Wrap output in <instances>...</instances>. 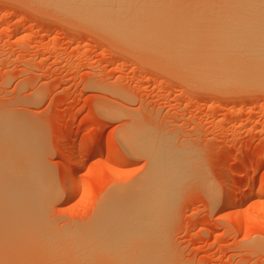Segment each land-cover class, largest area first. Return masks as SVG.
I'll return each instance as SVG.
<instances>
[{
    "label": "rangeland",
    "instance_id": "1",
    "mask_svg": "<svg viewBox=\"0 0 264 264\" xmlns=\"http://www.w3.org/2000/svg\"><path fill=\"white\" fill-rule=\"evenodd\" d=\"M183 1L177 5L187 0ZM36 2L0 0V124L8 126L5 138L13 143L20 126L27 151L19 158L14 145L7 149L14 152H5L7 138L1 143L0 159L8 154V159L14 155L17 161L0 160V195L4 196H0V212L3 207L12 208L5 211L8 218L0 216V223L5 220L7 224L16 213L14 223L30 211L32 223H25L24 217L23 224L35 228L34 234L40 230L42 240L48 233V240L59 237L63 241L87 231L99 219L100 206L111 204L112 198L123 200L145 175L146 152L131 149L152 138L145 148L159 145L167 157L181 155L187 164L179 170L169 208L154 230L164 264H264V85L202 79L190 70L195 62L186 65L191 60L167 62L149 50L129 47L125 39H116L121 38L119 34L112 38L105 27L98 25L97 30L89 20L79 21L77 15L73 18L69 12L59 13ZM96 144L101 147L92 154L85 149ZM83 157L85 163L75 166V160ZM21 159L23 178L28 180L29 172V176L33 171L38 174L29 178L28 187L33 182L29 189L19 166H14ZM67 167L73 168L72 178L64 187ZM12 183L15 187L23 183L20 194ZM230 190L244 195L225 204ZM11 198L17 199L13 201L17 207ZM16 223L14 232L28 229H19ZM4 224L0 228L11 225ZM10 228H6L9 233ZM17 231L12 232L11 241L10 234L3 233H8L5 242L13 251L8 254L5 247L3 255L0 249L1 264H19L20 260V264H70L77 255L62 247L44 253L40 241L32 240L31 247L27 241L32 238L25 241V232L19 235ZM37 244L40 249H33Z\"/></svg>",
    "mask_w": 264,
    "mask_h": 264
},
{
    "label": "bare ground",
    "instance_id": "2",
    "mask_svg": "<svg viewBox=\"0 0 264 264\" xmlns=\"http://www.w3.org/2000/svg\"><path fill=\"white\" fill-rule=\"evenodd\" d=\"M38 1L39 3L41 2L40 4L42 5H47L51 9L53 8V10L56 9V12H58L59 10H61V12L59 11V13L69 12L73 14V18L77 15L78 17H80H77L79 21L82 20L84 22L83 19H85L88 22L89 20L91 21V23L89 24H91V26L93 27H96L97 30H100L99 27L101 26L102 29L105 27L106 30L108 29V32L113 35L112 38H114V35L116 36L117 34H119V37L121 38H115L118 40L121 39L122 42L125 39V41L129 44V47L133 46L135 48L149 50L150 52H154L153 54L163 58L167 62H174V64H176L175 61H178V63L180 62V64L184 62V64H186L188 63V60H191V62L189 61L191 65H189L190 63L186 65L193 66V63L195 62V68L192 67L190 68V70L194 72V75H198L202 79H210L214 83L226 82L230 84H238L247 82L249 84L259 85L260 87L264 85V0H195L196 2L193 4L192 2H194V0H187L181 6L180 3H178L179 5H177V2H180V0H173L174 2L172 0H37V2ZM189 1L191 2V4ZM181 2L184 1L181 0ZM186 3H188V5ZM65 14L67 15L68 13H64L65 17L69 16H66ZM71 17L72 16H70V18ZM94 23L97 24V26H94ZM109 30L113 31L114 34ZM10 121L13 122L12 120H9L8 123H10ZM6 128H8V126L5 123L0 124V132H3L4 134L3 136L0 135V139H2V142L0 141V147L2 144L4 145V138L5 136H7V134L5 135L4 133V129ZM12 128H14V125H12ZM17 128L18 133L16 136H14L16 137L15 139H13L14 143L9 140L10 138L8 139L6 137L7 139H5L7 142V146L3 147L2 145V147L5 148L4 150L5 152H7V149H13L11 145H14L17 149H13L16 153H14L15 156L22 158L25 157L24 154L27 152L25 147L26 136H24V133L21 131L20 126ZM146 132L149 133L148 131H145L143 132V134ZM7 133H9V131ZM151 137L153 136H149L148 138ZM149 140H152V138ZM8 141L10 144L8 143ZM148 141L144 140L143 144H137L139 146H134L135 148L132 147L131 149L132 151L133 149H135L134 152L140 151L144 154L146 152L145 155L148 158V166L146 173H144L145 175L143 174V177L134 182V185H132L133 187L131 186L132 188H130L129 190L130 194L126 193V196H123V200L115 201V199L112 198L113 202H111V204H108L104 207L100 206L98 212L99 219L95 221L91 226H89L87 231H84L82 233L76 232L73 234V236L71 235L72 237L65 236L66 238H64L63 241L59 240V237H55V239L54 237L51 238V240L54 239L58 242L48 240V237L50 236V234L48 233L49 236L45 235L47 236V238H45L46 240H42V238L39 237H42L43 235H38V232L40 230L36 232L37 234H34L33 230L35 228L32 230V228L28 227V225L32 223V219H30V216L28 218V213H30V211H28L26 216L27 219L24 214L25 218L23 216H20V218L22 219H17L22 220L23 222H17V220L14 222L18 223H16L15 227L18 226L17 228L19 229H21V227L28 229H22L21 231L18 229V232L15 228V232L17 231L16 234L19 233V235H23L21 234V232L24 231L25 234L23 236L27 237V239L26 237L24 238L26 239L25 241L32 238L30 241H27L30 242L31 247L33 244L31 243L32 240L37 239L36 243L38 241H45V243L38 242L43 249L39 248V244H37V246H33V249L37 250L36 248L38 247L40 250H43L42 252H44L45 250V252L51 253L57 247H62L63 251H65L66 249H71L72 252H76L77 255H74L72 257L70 264H164L160 251V241L156 240L154 230L157 226L158 221L162 218L166 210L169 208V203L167 202L172 198L177 178L181 174L182 169L184 170L186 168L187 164L186 160L182 159L181 155L174 154L167 157L164 148H160L159 145L153 147L149 144V147L152 146L151 148H154L153 150L149 147L145 148L146 146L144 147V145H148ZM85 147V149H90L92 154L101 146L99 144H96V146L87 145ZM10 152L7 153L10 154ZM8 154L5 155V157L3 155L2 157L4 159L7 157V159L5 160L7 161V163L9 162V160H11L12 158L14 159L15 157L11 154V158L8 159ZM2 158L0 160H2ZM14 160L17 161L16 158ZM14 160L11 161V163H14ZM85 161L86 158L83 157L79 161L75 160L76 163L74 162V165L77 167L81 166L85 163ZM172 162H174L177 167L172 166ZM17 164H14V166L16 168H18L19 166L17 170H21H19V175H21L22 159L19 165ZM75 166H73V168H75ZM73 168L67 167L64 171L62 177L64 187H67L70 184ZM10 170L12 171L11 168ZM29 173L27 174V178H31V176L34 178L36 177V175L38 176V174H32H35L36 171L31 172V176H29ZM3 174H6L5 171ZM250 176L253 175H249V177ZM7 177H9V175H7ZM14 177L15 176H13V178ZM29 178L28 180L25 177L23 178V182L27 180V187L29 185ZM4 180H6V178ZM34 180L31 179V181ZM10 181L12 182V180ZM208 181H210V179H208ZM36 183L37 181L35 182V186ZM12 184V186H14L15 183ZM19 184L20 183H17L18 187H15L16 184L14 187L18 189ZM32 184L33 182L30 183L31 186ZM208 184L205 183L204 185L208 186ZM250 184L251 181L249 185ZM20 185L23 186V183H21ZM9 186L10 188L12 187L10 184ZM6 187H8V185ZM261 187H264V183L261 185ZM19 190L20 189H18L17 192L20 194ZM25 190L26 188L24 189V191ZM32 190L34 192V189ZM233 190H230L228 192L225 204H232L236 198L238 199V197L244 195V192L240 193V191H237L240 194H238L237 192L236 194ZM250 191L252 192V190ZM250 191H248L249 196H251ZM10 193L12 194V192ZM37 193H39V191ZM215 193H213L214 196ZM27 194L28 192H25L26 196ZM248 194H246V197L248 196ZM8 195L10 194L8 193ZM8 195V198L12 196L18 198V194H14V191L12 196ZM32 195L34 194L31 193L30 198L33 197ZM36 195L37 197L34 198H37L36 200H39L41 196H39V194ZM12 199L13 198H11V200ZM27 199L26 201H28ZM16 200L17 199L15 198V200H12V202H16ZM23 200H25V198ZM78 200H80V198ZM21 201L22 199L19 202ZM32 201H34L33 198ZM15 202L13 203L15 204ZM10 204V202L9 205L7 204L8 208ZM14 204H12V207ZM31 204H29V208H31ZM15 207H17L16 204ZM4 209L5 207H3L2 210L4 212H0V216L2 217L5 215L6 210L10 211L12 208L6 210ZM19 209L22 210V208H19L18 206V209H16L18 213H20ZM31 211H33V209H31ZM10 214L12 215V213ZM15 214L12 215V217L10 215L11 218L6 220L9 224L11 223L12 230L14 229V223L12 221L17 218L15 217ZM32 214L34 215V212ZM40 214L42 215V212H40ZM40 214L38 213V215ZM6 216H4L5 218H3L6 219L9 217L7 213ZM13 216L15 217V219L13 218ZM2 217L1 220L3 219ZM23 218L24 220H27L25 221V223L28 222V225H24L25 223ZM29 219L30 223L28 221ZM34 220L35 218L33 219V222ZM3 221L4 223H6L5 220ZM35 221H37V219ZM4 223L0 224L2 225ZM8 223L4 224V226H8ZM10 226L6 228L9 229ZM4 228L5 227L2 226L0 230ZM6 228L5 230L8 232V229ZM40 228L41 230L44 229L42 227ZM40 228L38 227V229ZM12 230L10 231V233L8 232L10 234V238L11 236L14 238V234H12L14 230ZM28 230L31 234L27 232ZM4 231H0V233H2L3 235V238L8 235V233H6L4 236ZM26 232L32 237L27 236ZM16 234L15 237L17 238V236L19 235ZM33 234L36 237L38 235V238L41 240H38V238H36L35 236L33 238ZM8 237L9 236H7L6 239L4 238L3 242V239L0 235V242L2 241L0 245H3L0 248L3 249L1 253L6 252L5 250H7V248L9 249L7 250L8 254L13 251H10V248L8 247L9 245H7L5 242L7 241ZM60 237L63 238L62 236ZM10 238H8V241L12 240V238ZM19 238H21V236ZM21 239H19L20 242H22ZM2 243H5V245ZM43 244L45 245L43 246ZM5 247L7 248L5 249ZM20 262L22 261L20 260Z\"/></svg>",
    "mask_w": 264,
    "mask_h": 264
}]
</instances>
